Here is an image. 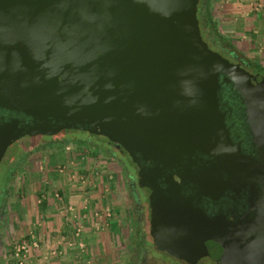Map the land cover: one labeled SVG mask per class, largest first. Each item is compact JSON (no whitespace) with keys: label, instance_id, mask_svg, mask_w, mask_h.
<instances>
[{"label":"water","instance_id":"1","mask_svg":"<svg viewBox=\"0 0 264 264\" xmlns=\"http://www.w3.org/2000/svg\"><path fill=\"white\" fill-rule=\"evenodd\" d=\"M196 9L0 0V160L23 135H102L149 190L157 250L264 264V77L209 48Z\"/></svg>","mask_w":264,"mask_h":264},{"label":"rangeland","instance_id":"2","mask_svg":"<svg viewBox=\"0 0 264 264\" xmlns=\"http://www.w3.org/2000/svg\"><path fill=\"white\" fill-rule=\"evenodd\" d=\"M206 5L196 15L208 47L225 52L213 40V33H220L225 38L223 45L264 64V42L249 43L246 40L251 35L249 32H236L232 21L223 19L224 0H207ZM204 11L214 23L213 31L205 25ZM257 11L264 13V7ZM101 139L102 136L82 130L61 129L52 135H23L6 147L0 160V198L11 172L12 179L0 208L1 263L20 241L35 240L37 245L48 239L66 245L63 255L66 264H184L177 263L168 253L153 249L148 219L141 212L143 237L137 236L135 242L139 244L131 247L132 205L124 175L128 171L134 176V169L126 154L116 152V157H110L103 152ZM41 199L45 201L43 206ZM94 209L107 210L109 215L98 221L91 215ZM75 224L81 226L80 236L76 238ZM77 240L83 242L82 249L76 245ZM135 242L132 244L136 245ZM194 247L207 252L211 248L199 242ZM211 262L206 256L197 264ZM236 262L244 264L245 258L238 257Z\"/></svg>","mask_w":264,"mask_h":264},{"label":"crops","instance_id":"3","mask_svg":"<svg viewBox=\"0 0 264 264\" xmlns=\"http://www.w3.org/2000/svg\"><path fill=\"white\" fill-rule=\"evenodd\" d=\"M256 1L255 3H251L248 0H224L225 5L223 6L224 11L222 12V16H224L223 19L225 21H232L231 23H233L236 32H249L251 35H248L249 38L246 37L249 43L256 42L257 44H263L264 13H259L257 10L261 6L264 7V0ZM252 9L253 11H251ZM241 36L245 37L244 34ZM57 241L54 244L53 241L50 242L48 239H44L43 244L38 243L35 246H29L20 264H66L67 260L65 257L63 258L66 245L62 241ZM52 249H57L58 253H51ZM10 254L4 263H1L0 259V264H19L17 259L12 256V251Z\"/></svg>","mask_w":264,"mask_h":264},{"label":"flooded vegetation","instance_id":"4","mask_svg":"<svg viewBox=\"0 0 264 264\" xmlns=\"http://www.w3.org/2000/svg\"><path fill=\"white\" fill-rule=\"evenodd\" d=\"M201 36H203V35H201ZM223 51H225V50H223ZM224 56L233 62H239L249 72L257 73L256 71L253 70L252 66L248 62H245V59L243 58V56H241L237 52L233 53L231 51H229V52L225 51ZM262 75L264 77V74H262ZM253 82H254V80H253ZM94 135H97V134H94ZM99 136L101 137L102 135H99ZM102 138L103 139H101L102 140V147L101 148H102L103 152L107 153L110 157H116L117 153L127 155V153L125 152V150L121 146H119V145L115 144L114 142L108 140L104 136H102ZM128 160H130L129 157H128ZM120 163H121V161H120ZM124 176L126 177V180H127L126 184L128 187V191H129L128 193H129L130 201H131V205H132L131 211H130L131 212L130 232L132 233L131 234V238H132L131 247H133V246H137V244H139V242H137V243L135 242V241H137L136 237L139 236L138 238H140V239H142V237H143V234H141L142 227L140 225L139 213L140 212L143 213V215H146L147 219H148V210L149 209H148V202H147V194H148L149 190L146 186L140 187L137 185L135 172H134V176H131V174L127 171ZM134 242L136 243V245L132 244ZM150 242L152 243L151 237H150ZM153 247H154V245H153ZM153 249L156 250L157 252L166 253V254L168 253L165 251L157 250L155 247ZM168 255H169V253H168ZM169 256L172 259H174L175 261H178L177 263H184V264H197L198 261L202 257L203 258L206 257V256H202L195 263H190L187 260L177 258L174 255H169ZM209 259H211V258H209ZM212 261L213 262H211V264H216L214 260H212ZM128 264H131V263L128 262Z\"/></svg>","mask_w":264,"mask_h":264},{"label":"trees","instance_id":"5","mask_svg":"<svg viewBox=\"0 0 264 264\" xmlns=\"http://www.w3.org/2000/svg\"><path fill=\"white\" fill-rule=\"evenodd\" d=\"M206 4H207V0H198L196 14H197L198 11H201L202 6L205 7V8H207L206 7L207 6ZM204 13H205V11H204ZM203 18L205 19V25L210 30L213 31L214 30V28H213L214 23H213V21L210 22V17H208V15H206V13H205V16ZM198 20H199V17H198ZM224 39L225 38L223 36H221L220 33H216V32L213 33V40L216 43H218L226 52L231 51V52L235 53L236 51H234L233 49L229 48L228 46H226V45L223 46V42L225 41ZM241 56H243V55H241ZM243 58L245 59V62H248L252 66V68H253L254 71H256L258 73L264 74V64L263 63H261L260 61L251 60L250 58H247L245 56H243ZM85 142L86 141H84L83 144H85ZM11 179H12V172L9 175L8 179H7L6 186L3 189H1V193H2L1 195H2V197L0 198V208L5 203L6 188H7L8 184H9V182L11 181ZM40 201H41L40 204L43 206L44 203H45L44 199H41ZM115 226H116V224H115Z\"/></svg>","mask_w":264,"mask_h":264},{"label":"built area","instance_id":"6","mask_svg":"<svg viewBox=\"0 0 264 264\" xmlns=\"http://www.w3.org/2000/svg\"><path fill=\"white\" fill-rule=\"evenodd\" d=\"M61 170H62V167L59 168V171H61ZM68 208H70V205L68 206ZM91 215H93V217H95L96 220L100 221L102 218L107 217L109 215V212L107 210L99 211L97 209H94L92 211V214ZM73 229H74L73 230V236L75 238L76 237H79L80 236V232H81V226L75 224V226H73ZM30 242H31L30 244H32L33 246L36 245V243H35L36 241L35 240L34 241H30ZM28 243L29 242L22 240L19 243H17L16 245H14V248H13L12 253H13L14 257L17 259V261H18L19 264L21 263L22 258L26 255V252L28 251V248H29V244ZM67 243L70 244L71 242L68 241ZM76 245L80 249H82L83 242L81 240H77ZM51 253H58L57 252V249H52Z\"/></svg>","mask_w":264,"mask_h":264}]
</instances>
